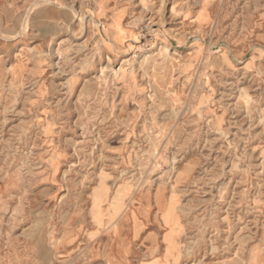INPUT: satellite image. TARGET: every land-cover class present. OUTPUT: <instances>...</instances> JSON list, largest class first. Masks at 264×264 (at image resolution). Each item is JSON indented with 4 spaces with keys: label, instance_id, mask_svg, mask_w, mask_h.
I'll list each match as a JSON object with an SVG mask.
<instances>
[{
    "label": "rangeland",
    "instance_id": "1",
    "mask_svg": "<svg viewBox=\"0 0 264 264\" xmlns=\"http://www.w3.org/2000/svg\"><path fill=\"white\" fill-rule=\"evenodd\" d=\"M0 264H264V0H0Z\"/></svg>",
    "mask_w": 264,
    "mask_h": 264
},
{
    "label": "bare ground",
    "instance_id": "2",
    "mask_svg": "<svg viewBox=\"0 0 264 264\" xmlns=\"http://www.w3.org/2000/svg\"><path fill=\"white\" fill-rule=\"evenodd\" d=\"M189 172V171H188Z\"/></svg>",
    "mask_w": 264,
    "mask_h": 264
}]
</instances>
